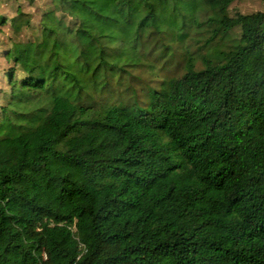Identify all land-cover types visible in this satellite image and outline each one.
Instances as JSON below:
<instances>
[{
    "label": "trees",
    "instance_id": "16d2710c",
    "mask_svg": "<svg viewBox=\"0 0 264 264\" xmlns=\"http://www.w3.org/2000/svg\"><path fill=\"white\" fill-rule=\"evenodd\" d=\"M239 1L49 0L7 54L0 264H264V11Z\"/></svg>",
    "mask_w": 264,
    "mask_h": 264
},
{
    "label": "rangeland",
    "instance_id": "374dc122",
    "mask_svg": "<svg viewBox=\"0 0 264 264\" xmlns=\"http://www.w3.org/2000/svg\"><path fill=\"white\" fill-rule=\"evenodd\" d=\"M48 3L49 0H0V105L3 103V92L10 90L5 74L13 64L7 58L12 43L24 42L34 38L39 30L38 22L42 11L49 9ZM19 11L24 14L23 18L29 19L30 24L20 32H17L11 26L10 19L16 17ZM257 11H264V0H240L232 7L231 14ZM120 88L129 90L127 85L120 86ZM135 90L139 91L140 88L136 87ZM112 101L116 104L132 105L134 99L130 98L129 95L123 94L119 98L118 96L117 98L114 97Z\"/></svg>",
    "mask_w": 264,
    "mask_h": 264
}]
</instances>
